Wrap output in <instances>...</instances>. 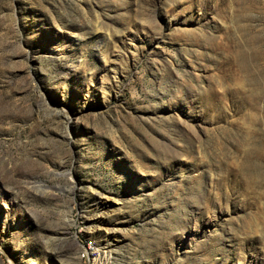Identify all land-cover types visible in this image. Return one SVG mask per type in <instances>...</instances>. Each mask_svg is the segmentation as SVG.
<instances>
[{
	"label": "rangeland",
	"instance_id": "374dc122",
	"mask_svg": "<svg viewBox=\"0 0 264 264\" xmlns=\"http://www.w3.org/2000/svg\"><path fill=\"white\" fill-rule=\"evenodd\" d=\"M0 264H264V0H0Z\"/></svg>",
	"mask_w": 264,
	"mask_h": 264
}]
</instances>
